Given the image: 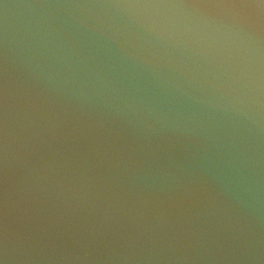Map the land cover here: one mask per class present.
<instances>
[{"label": "clouds", "instance_id": "obj_1", "mask_svg": "<svg viewBox=\"0 0 264 264\" xmlns=\"http://www.w3.org/2000/svg\"><path fill=\"white\" fill-rule=\"evenodd\" d=\"M36 6L66 12L52 18L37 45L59 65L57 75L72 87L74 98H99L131 131V141L113 138L105 145L96 135L104 132L97 129L92 146L110 170L128 178L136 200L121 199L107 182L97 185L99 191L88 183L68 184L53 175L49 161L33 159L44 138L40 109L26 93L15 108L19 119L10 118L5 65L0 264L188 261L193 252H225L239 245L256 220L251 137L264 132V0H73ZM166 71L178 74L175 83H164ZM140 73L173 99L165 103L146 91L137 80ZM216 94L225 104L213 98ZM177 102L246 118L253 126L247 129L249 139L221 132ZM17 164L25 174L10 184V169ZM88 164L85 158L81 168ZM149 178L177 185V191L170 186L163 193L174 212L136 206L161 198L156 185L146 183ZM49 182L70 192L73 201L49 205L41 195ZM198 185L207 188L206 196L197 193ZM87 205L98 209L96 219H68Z\"/></svg>", "mask_w": 264, "mask_h": 264}, {"label": "water", "instance_id": "obj_2", "mask_svg": "<svg viewBox=\"0 0 264 264\" xmlns=\"http://www.w3.org/2000/svg\"><path fill=\"white\" fill-rule=\"evenodd\" d=\"M73 0H0V96H2V85L4 81L5 65L8 71L10 90V118L16 116L15 108L23 105L25 94L35 101L40 109V125L43 126L44 138L37 142L33 159L43 157L55 169L54 176H59L68 184L88 183L93 191H99L97 185L107 182L113 185L114 190L121 199L131 203L135 201L136 189L130 188L128 178L121 172L116 174L110 170L108 165L95 155L92 146V136L97 129L104 132L101 135L96 132L97 138L105 145L112 143L113 138L133 139L132 133L121 120L115 119L110 110L104 107L105 102L92 96L87 99L80 96L74 98L72 87L57 73L59 65L42 52L37 40L44 29L50 27L52 18L66 15L65 10L56 8H41L36 5L69 3ZM5 4L9 5L5 9ZM221 43L226 42V37L217 38ZM216 41H213L215 43ZM177 73L166 71L164 83H175L173 77ZM137 80L146 91L152 92L157 99L168 103L172 97H165L158 82L145 73L137 75ZM220 104H225V98L216 94L213 97ZM177 107H183L186 111L195 113L202 120L210 121L218 126L221 132H229L239 136L243 142L249 139L247 129L253 127L246 118L230 115L220 109H209L204 105L177 102ZM2 116V112H0ZM79 129L80 131H77ZM111 136H107V133ZM83 133H87L84 135ZM107 137V138H106ZM253 145L252 178L255 182V198L253 200L256 209V220L251 232L245 230L242 242L239 245L232 244L230 250L212 253H192L193 259L188 261L179 259H162L158 262L139 260L134 264H264V132L251 137ZM87 158L89 164L81 168L82 161ZM93 165H95L93 167ZM25 169L19 164L10 169V184L23 177ZM182 182H187L183 177ZM147 184H155V190L161 192V198L150 202L147 207L137 201L136 206L147 211V208L162 207L175 211L171 207L170 198L163 195L170 190L177 191V185L170 180H154L149 178ZM182 191V190H181ZM197 193L206 196L208 190L205 186H196ZM103 194V193H102ZM47 203L52 207L65 205L73 201L70 192H64L63 188L57 187L49 182L44 186L41 193ZM104 203H107L105 201ZM75 207L74 204L71 205ZM98 209L87 205L84 209H77L75 215L68 217L77 223L81 220L96 219ZM3 213V170L0 162V220ZM151 218V213H148ZM119 219V217H118ZM127 225L129 220L123 218ZM246 223V221H245ZM213 256L222 258L215 259ZM27 264V262H21ZM32 264H58V262L42 261ZM91 264H125L118 261H93Z\"/></svg>", "mask_w": 264, "mask_h": 264}]
</instances>
